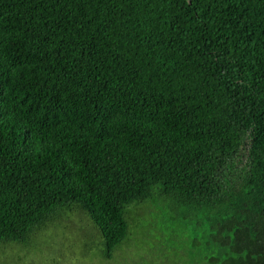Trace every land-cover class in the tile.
<instances>
[{
  "label": "trees",
  "instance_id": "1",
  "mask_svg": "<svg viewBox=\"0 0 264 264\" xmlns=\"http://www.w3.org/2000/svg\"><path fill=\"white\" fill-rule=\"evenodd\" d=\"M74 215L91 264H264V0H0V248Z\"/></svg>",
  "mask_w": 264,
  "mask_h": 264
},
{
  "label": "rangeland",
  "instance_id": "2",
  "mask_svg": "<svg viewBox=\"0 0 264 264\" xmlns=\"http://www.w3.org/2000/svg\"><path fill=\"white\" fill-rule=\"evenodd\" d=\"M159 209L160 212L157 215L153 213L152 216L156 219V222H158L159 227L162 226L160 220L164 221L162 230H164L163 232L166 233V237L167 234H170V232L172 233V240L166 238V241H170V243H176L177 239L175 238L182 231L180 228V223H178L181 221L179 220L180 217L173 216L175 215V212L170 210L166 204L161 205ZM86 226L87 220L81 215H74L68 218L61 217L54 221L53 226H50L47 228V230H44L36 237L34 243L32 244V248L35 250L20 251L15 245L13 247L8 246L0 248V258H2L0 259V264H12V262L9 263L5 259H13L17 256H20L18 261L21 262L19 264H91L90 257L84 256L86 249L83 251L80 248L86 247L91 243V237L89 233L86 234V237H83L85 234H83V232ZM153 231L154 229H152L151 234ZM89 232L91 233V231ZM137 249L139 248L136 247L134 250V257L136 256L135 251ZM92 250L95 252V249ZM170 252L171 251H169L166 255V252L161 253L159 249V252H157V258L159 257V259L154 262H148L147 264H193L192 261L199 260V257L197 256L192 258L190 263H187L184 261L186 256L183 255V253L178 252V254H173ZM90 255H93V253ZM81 257H84L82 261L79 260ZM93 257V261H97V258H99L97 255L96 257ZM140 257L141 256H139V258ZM136 261L137 260L134 258L133 263H128L125 258H121L118 264H139V262ZM197 264H200V262H197Z\"/></svg>",
  "mask_w": 264,
  "mask_h": 264
}]
</instances>
